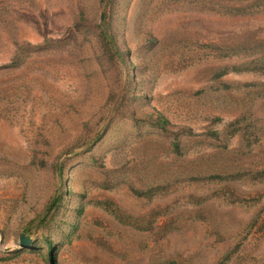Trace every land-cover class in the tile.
Returning <instances> with one entry per match:
<instances>
[{
	"label": "rangeland",
	"instance_id": "obj_1",
	"mask_svg": "<svg viewBox=\"0 0 264 264\" xmlns=\"http://www.w3.org/2000/svg\"><path fill=\"white\" fill-rule=\"evenodd\" d=\"M243 1L0 0V264H264V9L226 12Z\"/></svg>",
	"mask_w": 264,
	"mask_h": 264
},
{
	"label": "trees",
	"instance_id": "obj_2",
	"mask_svg": "<svg viewBox=\"0 0 264 264\" xmlns=\"http://www.w3.org/2000/svg\"><path fill=\"white\" fill-rule=\"evenodd\" d=\"M243 2H248V1L244 0ZM224 8L226 9V12H228L230 14H234V15H237V16H247V15L255 14V13L259 12L260 10H263L264 9V0H250V3H248L247 5L242 4V5H232L231 6V4H230L229 6H226ZM106 30H107V28H105V30L101 29L100 38H101L104 46L106 48H108L109 51H112V45H115L116 41H115L114 37L110 36L107 33ZM117 50H118V48H117ZM118 53L121 56V58L124 57L123 53L120 50H118ZM229 70L230 69H227V70L225 69L223 71H220L218 73L217 78L218 79L223 78L224 76L229 74ZM248 71H250V69H248L247 67H240V68H235L234 69V72H237V73L248 72ZM127 87L128 88L130 87V81L127 82L126 88ZM123 105H125V104H123ZM127 107H129L128 104H127V106L125 108H127ZM128 118L131 119L135 123V126L137 128H140L141 124L144 123V124H147L148 126H151L153 128L162 130L164 132L169 131V129H168L169 121L166 118H164L163 116L158 117L156 120L150 119L148 121V123H146V122H144V120L137 118L135 116L134 112L130 111L129 114H128ZM107 128H109V125L107 126ZM105 130H106V128H105ZM105 130H103L102 132H100L97 135V138H96L97 140L100 139L103 136ZM208 136H212L214 139L220 140V133L219 132L209 133ZM173 137H174V140H173V154H175L178 157H182L183 156L182 141H181V139H180L178 134H174L173 133ZM256 174H257L256 176L258 178L264 177V169L259 171V172H257ZM242 176H243L242 174L221 175V174H213L212 173V175H210V176L197 177L194 180L197 181V182H200V181H211V182H217L219 184H222V183L230 184L231 182L236 181L237 178L240 180V178H242ZM137 192H138L137 196H139V197L144 196L143 193H141L139 191H137ZM109 204H111L110 206L116 208L115 211L113 210V211H109V212L113 213L119 220H121L122 222H124L128 226H133L136 229H140V227L136 226V223L143 224V223L149 222V220H145V219H141V218H135V217H132V216H127L126 214H122V215L124 217L126 215V217L129 218L130 221L129 222L123 221L122 220V216L118 215V213H121V210L118 208V206L116 204H114L111 201H104V202L101 203V205L104 208L106 206L109 207ZM52 208L53 207H51L50 210H52ZM106 210H108V209H106ZM109 210H111V209H109ZM50 251H51L52 262H53L54 261L53 260L54 248L51 247Z\"/></svg>",
	"mask_w": 264,
	"mask_h": 264
},
{
	"label": "water",
	"instance_id": "obj_3",
	"mask_svg": "<svg viewBox=\"0 0 264 264\" xmlns=\"http://www.w3.org/2000/svg\"><path fill=\"white\" fill-rule=\"evenodd\" d=\"M31 238L30 237H26V236H22L21 237V246L22 248H29L30 247V242Z\"/></svg>",
	"mask_w": 264,
	"mask_h": 264
}]
</instances>
